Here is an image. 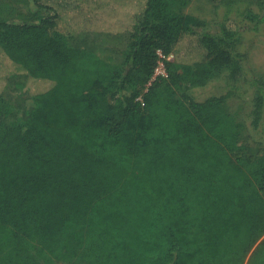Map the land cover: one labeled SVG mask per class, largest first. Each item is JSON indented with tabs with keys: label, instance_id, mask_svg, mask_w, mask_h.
<instances>
[{
	"label": "trees",
	"instance_id": "trees-1",
	"mask_svg": "<svg viewBox=\"0 0 264 264\" xmlns=\"http://www.w3.org/2000/svg\"><path fill=\"white\" fill-rule=\"evenodd\" d=\"M188 1L34 0L51 14L0 20V94L22 76L35 103L0 131V264H264V154L241 140L233 90L194 96L245 77L237 31L209 30ZM209 1L264 22V0ZM124 32L116 68L67 43ZM250 83L262 144L264 81Z\"/></svg>",
	"mask_w": 264,
	"mask_h": 264
},
{
	"label": "rangeland",
	"instance_id": "rangeland-1",
	"mask_svg": "<svg viewBox=\"0 0 264 264\" xmlns=\"http://www.w3.org/2000/svg\"><path fill=\"white\" fill-rule=\"evenodd\" d=\"M247 0L239 5L244 9ZM254 13L261 12L256 4H252ZM185 13L197 16L206 21L209 30L216 32L224 23L229 29L237 31L235 50L244 57L246 74L237 82H228L224 77L215 78L206 86L195 88L194 96L198 100L233 90L234 95L228 100V108L234 117L245 123L241 136L242 142L251 146V155L257 157L264 154V143L254 141V129L251 125V113L255 96V88L251 79L264 81V22L253 28L251 20L239 11L225 18V8L209 0H189ZM51 14L36 7L34 0H0V20L14 23H36ZM131 41V33H84L76 39L68 40L71 46L85 48L89 52V63L97 64L107 61L113 67H119L124 59ZM173 55L169 57L172 59ZM165 57L161 58L164 63ZM165 64V63H164ZM34 99L30 86L22 76L10 80L0 94V131L11 123L23 122L30 116L34 108ZM43 264H73L49 256L43 258Z\"/></svg>",
	"mask_w": 264,
	"mask_h": 264
},
{
	"label": "built area",
	"instance_id": "built-area-1",
	"mask_svg": "<svg viewBox=\"0 0 264 264\" xmlns=\"http://www.w3.org/2000/svg\"><path fill=\"white\" fill-rule=\"evenodd\" d=\"M158 53L160 55V58L165 57V55L161 51H159ZM157 76H167V71H166V68H165V64L161 61V59L159 61L158 67L155 70L154 78L157 77Z\"/></svg>",
	"mask_w": 264,
	"mask_h": 264
}]
</instances>
